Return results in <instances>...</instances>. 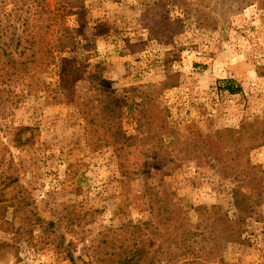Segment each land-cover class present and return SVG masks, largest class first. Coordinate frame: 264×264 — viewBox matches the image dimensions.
Segmentation results:
<instances>
[{
	"label": "rangeland",
	"instance_id": "374dc122",
	"mask_svg": "<svg viewBox=\"0 0 264 264\" xmlns=\"http://www.w3.org/2000/svg\"><path fill=\"white\" fill-rule=\"evenodd\" d=\"M58 38H74L63 55L84 65L69 101L54 98L53 65L41 62L61 55ZM95 88L124 99L119 125ZM205 146L232 162H198ZM246 157L264 169L260 3L0 0V264H72L68 252L109 264L95 262L104 236L151 218L139 169L165 172L148 182L171 188L192 229L221 236L215 262L264 264V189L241 242L226 237L240 184L222 168Z\"/></svg>",
	"mask_w": 264,
	"mask_h": 264
},
{
	"label": "trees",
	"instance_id": "16d2710c",
	"mask_svg": "<svg viewBox=\"0 0 264 264\" xmlns=\"http://www.w3.org/2000/svg\"><path fill=\"white\" fill-rule=\"evenodd\" d=\"M234 3L240 7L244 5H250L255 2L260 3L264 6V0H233ZM63 33L67 35L71 33L68 27L62 28ZM56 43L55 51H58L60 56H52L49 60L42 59V63L52 64L53 76L55 80L49 83V89L57 93L58 100L64 101L73 95V88L77 82L82 79L81 72L84 71L82 67L81 60L76 58H70L64 56L68 50H75L76 43L74 38L62 39L58 38ZM81 71V72H80ZM94 78H99L98 75L94 74ZM52 84L54 86H52ZM228 87L231 93H236L240 89L234 88L232 84ZM96 93L101 94L98 98L99 105H101L103 110L110 113V119L117 121L119 125L124 113H122L121 101L123 98L117 96L115 92L109 95L95 88ZM70 99H68L69 101ZM149 104L148 98H142V101L137 102L136 106L140 108V120H145L148 118L147 105ZM105 112V111H104ZM106 113L99 112L100 118L105 121V125L109 121L107 119ZM107 121V122H106ZM25 127L23 129H28ZM140 131V130H139ZM138 131V134H139ZM116 132V131H114ZM117 132L123 133L122 128H119ZM141 133L146 134V129H141ZM149 135L146 138L151 137L150 129L148 130ZM262 134V133H260ZM157 136V135H156ZM255 136L257 138H255ZM259 134H253V138L250 140L249 149H253L259 145ZM162 139V138H161ZM165 139H162V141ZM214 140L213 138L206 139V141ZM20 143L24 141H19ZM19 143V144H20ZM207 147V146H205ZM209 148L208 151H203L192 157L200 163L212 162L217 163L232 162V160L225 159L224 156L217 155L216 152ZM148 156V155H145ZM162 157L160 154H156L154 158ZM238 166L231 167L225 165L222 168V172L225 175H232L234 178L239 180L238 187L233 191L234 202L238 210V214L234 221L230 219L228 222V235H226L229 241H239L244 233V227L242 223H245L247 218L252 216L256 212V207L260 205L257 201H253L254 193H258V196L262 195V190L264 189V169L260 165L253 164L250 158L245 159H235ZM144 169H139L137 174L142 175L145 179L144 189L145 195L150 201V213L151 218L138 221L133 223L129 221V227L132 231L124 229L123 233L115 234L109 236L106 234L102 240V245L98 251L103 254V257L96 255L97 263L108 262L109 264H223L222 262H215L214 255L216 254L217 240L221 236H215L212 230L209 235L206 231L198 232L199 229L195 230L188 224L185 216L178 211L177 201L174 200V192L166 184L165 185H151L148 180L157 177L156 174L159 172L166 174L163 171H154L155 173H147L143 171ZM250 185V190L248 192L243 191L241 186ZM160 186L162 189H159ZM50 226L54 225V222L49 223ZM216 239V241H215ZM215 241L214 243H212ZM169 242V243H168ZM169 246H166V244ZM68 256L72 261V264H77L76 258L71 252H68ZM164 254V255H163ZM163 255V256H160Z\"/></svg>",
	"mask_w": 264,
	"mask_h": 264
}]
</instances>
